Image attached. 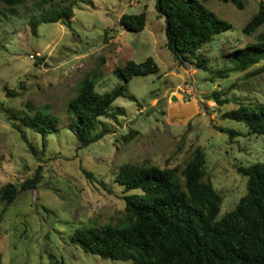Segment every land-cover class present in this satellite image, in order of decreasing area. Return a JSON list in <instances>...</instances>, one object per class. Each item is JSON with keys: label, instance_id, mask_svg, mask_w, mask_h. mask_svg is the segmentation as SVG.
<instances>
[{"label": "rangeland", "instance_id": "rangeland-1", "mask_svg": "<svg viewBox=\"0 0 264 264\" xmlns=\"http://www.w3.org/2000/svg\"><path fill=\"white\" fill-rule=\"evenodd\" d=\"M36 1L16 7L15 14L0 3V188L12 184L18 191L8 208L0 201V264H133L87 255L70 242L77 227L113 224L123 217L125 193L114 175L125 163L184 167L201 148L206 177L223 197L219 217L231 211L246 194L239 167L264 163V136H246L242 123L223 115L241 104H264V60L220 79L196 68L194 61L177 59L166 47L165 20L155 0H70L74 16L69 25L42 24L32 35L28 21ZM201 1L231 25L199 51L216 70L229 62L230 51L254 40L241 30L264 0H245L242 10L224 0ZM60 4L54 0L53 6ZM141 12L146 14L143 31L120 24L122 15ZM147 58L156 63L157 73L124 83L114 72L128 61ZM86 76L96 92L124 85L135 101L116 99L109 111L122 112L99 118L95 131L106 128L107 133L77 150L78 141L66 128V103ZM215 91L228 103H215ZM27 105L48 107L56 118L57 128L44 148L41 135L24 128L37 155L10 119L29 114ZM231 130L239 135L230 137ZM36 174V189L22 190Z\"/></svg>", "mask_w": 264, "mask_h": 264}, {"label": "trees", "instance_id": "trees-1", "mask_svg": "<svg viewBox=\"0 0 264 264\" xmlns=\"http://www.w3.org/2000/svg\"><path fill=\"white\" fill-rule=\"evenodd\" d=\"M31 0H0L9 12L15 14ZM237 9L244 8L245 0H224ZM37 0L28 26L32 35L42 24L61 22L69 25L73 18V2ZM154 8L165 20L166 47L179 59L193 62L196 68L209 72L220 79L231 73L244 72L264 60V1L257 12L242 28L246 37L254 40L241 48L230 51L228 63L213 70L200 49L211 43L216 35L230 30L231 25L217 17L201 0H155ZM120 24L131 32L145 28L146 14L122 15ZM191 59L192 61H190ZM124 83L133 77L158 72L152 58L136 64L126 62L114 71ZM221 92L213 93L219 105L228 103L221 99ZM120 97L135 101L126 94L124 85L109 92L98 93L95 83L86 76L78 85L73 97L66 103L70 119L67 129L78 141L77 150L102 139L106 128L95 133L99 118L111 117L122 111L110 112V106ZM29 114L12 115V128L34 155L37 149L28 139L27 127L42 137V147L48 134L55 130L56 118L48 107L33 108L27 105ZM223 118L242 123L246 136H264V104L249 103L224 113ZM16 119L20 120L15 123ZM18 123V124H17ZM239 133L229 131L230 137ZM246 177V194L236 206L221 217L223 197L206 177V156L196 148L184 167L160 168L125 163L114 175V183L124 190V215L113 224L77 227L70 242L83 253L102 260L130 261L133 264H264V163L256 162L239 167ZM87 178L92 173L83 170ZM40 175L27 180L22 190L36 189ZM99 184L103 185L102 182ZM106 190L111 192L110 189ZM18 191L12 184L0 188V201L8 208L17 198Z\"/></svg>", "mask_w": 264, "mask_h": 264}]
</instances>
